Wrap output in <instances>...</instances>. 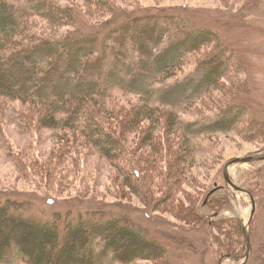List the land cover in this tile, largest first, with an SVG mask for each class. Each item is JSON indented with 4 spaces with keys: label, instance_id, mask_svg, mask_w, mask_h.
Instances as JSON below:
<instances>
[{
    "label": "rangeland",
    "instance_id": "374dc122",
    "mask_svg": "<svg viewBox=\"0 0 264 264\" xmlns=\"http://www.w3.org/2000/svg\"><path fill=\"white\" fill-rule=\"evenodd\" d=\"M14 1L25 10H33L28 0ZM64 1L67 5L84 2ZM113 2L120 8L118 17L94 14L86 8L79 28H61L37 17L38 30L46 37L79 32L92 41L91 49H99L102 68L88 76L84 87H95L114 104V114L107 117L112 127L119 129L124 121L131 126V116L149 106H162V122L147 121L143 132L131 126L126 134V162H114L72 131L45 126L41 120L44 108L2 98L0 196L25 204L20 214L38 223L60 218L66 225L71 215L80 219L92 211L126 217L169 251L165 260L138 264H264V161L232 169L237 183L251 190L259 204L252 226L255 249L250 260L246 226L254 217L255 204L227 178V168L236 159L264 156V0ZM164 12L179 13L193 25L221 35L219 43L190 54L172 78L164 74L162 65L178 61L202 41L199 36H186L177 24L161 26L153 34L149 56L131 48L117 50L110 39L114 31L120 37V30L130 22ZM221 53L223 79L210 85L206 66ZM154 141L158 146L163 144L162 150L153 149ZM186 144L191 147L195 168L190 166L192 181L179 197L184 206L180 202L176 207L160 206L163 186L169 185L164 175H170L175 155L180 146L187 150ZM136 169L144 170L148 178L145 196L130 183L128 175ZM193 195L195 200L188 202ZM192 204L201 210L202 219L195 220L194 213L180 215V207L190 211ZM99 232L96 260L98 264H114L115 250ZM0 264L30 263L15 245Z\"/></svg>",
    "mask_w": 264,
    "mask_h": 264
},
{
    "label": "trees",
    "instance_id": "16d2710c",
    "mask_svg": "<svg viewBox=\"0 0 264 264\" xmlns=\"http://www.w3.org/2000/svg\"><path fill=\"white\" fill-rule=\"evenodd\" d=\"M28 1L33 10H25L14 0H0V99L14 98L38 105L44 108L41 120L45 126L72 131L110 160L126 162L127 131L134 126L133 130L143 132V125L147 121L161 123L159 116L164 111L162 106H149L143 112L137 110L130 118L131 126L124 121L119 129L112 127L107 117L114 114V104L95 87H84L88 76L102 68L99 49H91L92 41L79 32H71L63 37H46L38 30L39 19L36 20L37 17L45 18L61 28H79L86 8L92 9L94 14L106 16L113 13L117 14L116 17L120 8L113 0H83L81 3L74 2V5H67L64 0ZM163 14L149 16L150 20L142 17L132 21L120 30V37L115 36L117 31H114L110 39L117 50L131 48L143 56H149L153 34L161 26L172 28L177 24L186 36H199L202 41L178 61L162 65L164 74L172 78L180 73L178 68L185 64L190 54L219 43L221 35L193 25L190 19L179 13ZM223 60L221 53L206 66L210 72V85H217L223 79ZM175 120L183 128V122L178 121L177 116ZM153 135L157 137V134ZM157 138L161 140L163 137L160 135ZM162 146L155 144V141L152 144L153 149L162 150ZM180 148L175 155L177 158L171 163L170 175H164L169 185L163 186L165 195L160 206L176 207L179 202L184 206V200L179 197L184 186L192 181L190 171L195 167L192 166L189 152L191 147H187L188 151L184 145ZM154 162L157 164V160ZM157 168L160 172L161 169ZM133 174L128 175L130 183L138 194L145 196L148 178L144 170L136 169ZM194 200L193 195L188 202ZM25 206L17 200L0 196V263L17 245L30 264H98L99 231L101 238L115 250L114 264H138L144 260L160 262L169 256L164 244L150 239L126 217L92 211L84 213L80 219L71 215L72 220L66 225L60 218L54 222L38 223L20 214ZM179 210L183 217L194 213L195 220L202 219L201 210H196L193 204L190 211L186 207Z\"/></svg>",
    "mask_w": 264,
    "mask_h": 264
},
{
    "label": "water",
    "instance_id": "95a60500",
    "mask_svg": "<svg viewBox=\"0 0 264 264\" xmlns=\"http://www.w3.org/2000/svg\"><path fill=\"white\" fill-rule=\"evenodd\" d=\"M263 161H264V156H252V157H247V158H239V159H236L235 161H233L232 163H230L228 168H227V178H228L229 183L233 187H235L238 191L244 192L247 195H249L253 199L254 204H255L254 217H253L252 221L250 222V224H248L246 226L247 239H248V242L250 245L248 260L251 259L252 254H253L254 249H255V245L253 242L252 226H253V223H254L256 216L258 214V211H259V204H258V199H257L256 195L251 190L246 189L237 183V181L235 180V178L233 176L232 169L236 165L248 164V163H257V162H263ZM245 264H248V262Z\"/></svg>",
    "mask_w": 264,
    "mask_h": 264
}]
</instances>
